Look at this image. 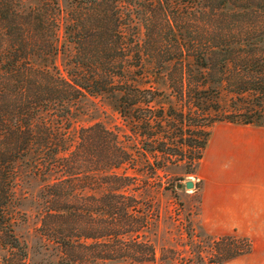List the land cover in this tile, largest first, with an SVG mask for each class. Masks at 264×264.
<instances>
[{
	"label": "trees",
	"instance_id": "1",
	"mask_svg": "<svg viewBox=\"0 0 264 264\" xmlns=\"http://www.w3.org/2000/svg\"><path fill=\"white\" fill-rule=\"evenodd\" d=\"M228 86L264 101V0H0V264H26L14 228L28 211L56 264H181L174 248L156 253L160 195L195 174L202 112L220 111L209 94ZM90 98L129 134L74 128ZM220 118L264 127L249 108ZM185 127L198 137H178ZM242 240L222 263L249 253Z\"/></svg>",
	"mask_w": 264,
	"mask_h": 264
},
{
	"label": "rangeland",
	"instance_id": "2",
	"mask_svg": "<svg viewBox=\"0 0 264 264\" xmlns=\"http://www.w3.org/2000/svg\"><path fill=\"white\" fill-rule=\"evenodd\" d=\"M58 68L66 75L61 58L58 59ZM189 82L192 87L195 78ZM209 95L212 101L217 100L221 109L218 112L213 110L202 112L208 115L205 123L211 125L206 128L210 132L209 141L195 174L185 177L181 182L183 184L190 180L194 183V188L188 191L183 188L177 198L169 192H162L163 195H160L164 204L156 253L159 256L162 247L174 248L183 257L181 264H224L222 260L230 253L245 248V241L242 239L246 237H241L236 232L244 231L242 229L248 225L247 219L255 221L257 217L264 216V210L260 208H264V182L261 185V176L264 177V145L262 156L256 154L262 151L261 146H256V143L261 140L264 143L263 127L211 122L212 119H221L220 117L231 115L239 109L249 108L264 113V101L260 95L252 93L237 96L229 86L220 87L217 98L211 92ZM183 99L184 103L186 101L195 105V91L187 87ZM260 103L262 106H259ZM92 104L96 107L93 108ZM82 108L87 109L88 113L76 118L74 128L101 122L107 128L117 130L121 135L129 134L118 115L108 107L106 100L90 98ZM198 111L193 106L192 113L196 121H200L197 114L202 115ZM186 129L187 127L178 137L183 139L198 137L197 130L194 134ZM238 172L240 182H235L234 175ZM245 181L250 182V185H244ZM22 190L18 191L19 199L22 198ZM22 206L18 213L27 211L28 202L23 201ZM30 214L32 216L29 219ZM26 219V222L23 220L24 223L14 228L16 235L28 245L29 258L26 264H56L58 254L52 249H44V243L35 231L36 221L33 212L28 211ZM187 220L192 222L189 229L186 226ZM234 229L237 231L233 232ZM187 231L191 234L190 240L186 237ZM246 239L250 242L249 238ZM86 242L91 244L93 240L88 239ZM191 250L195 251L194 263L186 260V257H190ZM198 254L203 258V262L198 261Z\"/></svg>",
	"mask_w": 264,
	"mask_h": 264
},
{
	"label": "crops",
	"instance_id": "3",
	"mask_svg": "<svg viewBox=\"0 0 264 264\" xmlns=\"http://www.w3.org/2000/svg\"><path fill=\"white\" fill-rule=\"evenodd\" d=\"M258 145L261 146V150H262L264 145L263 140H261V142L257 141L256 146ZM262 153L263 150L261 152H257L256 154L262 156ZM239 178H240L239 172L235 173L234 181L240 182ZM261 178H262L261 180V185H262L263 184L262 182H264V177L261 176ZM246 184L247 186H249L250 182L245 181L244 185ZM241 189L243 191H247L245 188H241ZM249 191L252 192V190ZM260 208L264 210L263 207ZM246 223H248V225L242 229L244 231L236 232L237 230L234 229L233 232H236L241 237H246L250 239V243L252 247L249 253L227 260L226 262H224V264H264V216L260 218L257 217L255 221L247 219ZM253 223L255 224L254 226Z\"/></svg>",
	"mask_w": 264,
	"mask_h": 264
},
{
	"label": "water",
	"instance_id": "4",
	"mask_svg": "<svg viewBox=\"0 0 264 264\" xmlns=\"http://www.w3.org/2000/svg\"><path fill=\"white\" fill-rule=\"evenodd\" d=\"M175 188L177 190H181L182 188H184L186 191H188L194 188V183L190 180H187L183 184L182 183L176 184Z\"/></svg>",
	"mask_w": 264,
	"mask_h": 264
}]
</instances>
